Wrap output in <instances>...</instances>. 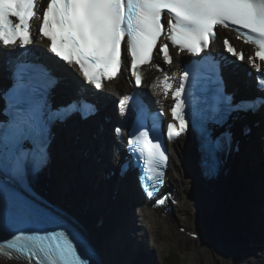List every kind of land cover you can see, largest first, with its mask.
I'll return each mask as SVG.
<instances>
[{
    "label": "snow or ice",
    "instance_id": "snow-or-ice-1",
    "mask_svg": "<svg viewBox=\"0 0 264 264\" xmlns=\"http://www.w3.org/2000/svg\"><path fill=\"white\" fill-rule=\"evenodd\" d=\"M46 7L37 8V0H0V44L7 47H24L33 43L31 21L40 15L38 32L49 41L50 52L69 65L79 66L83 78L89 84L101 89L102 78L112 79L122 70H130L139 86L142 81L141 66L150 64L154 55L162 54L163 60L172 63L169 43L182 52L201 53L215 42L221 28L240 32L247 30V40L256 45L255 58L264 61V0H45ZM162 14L164 19L162 21ZM57 33L59 44L57 46ZM162 36L168 43L158 45ZM122 42L124 51L122 52ZM69 45L68 54L62 50ZM226 52L246 57L232 46L227 38ZM154 50L156 52L154 53ZM207 55V53H205ZM254 57H247L260 77L256 82L257 92L264 93V70L255 63ZM214 60V58H213ZM219 71V64L215 65ZM47 83L44 94L38 99L30 94L16 97V114L7 130L0 131V239H7V249L28 258H35L32 264H102L91 242L76 230L64 217L46 207L35 204L28 198L31 188L28 183L29 169L38 173L49 161L51 128L65 123L70 117L79 115L88 119L95 115L96 106L74 88L65 100L54 102L49 99V90L59 77L51 70L46 71ZM189 79L184 71L179 86L175 88V104L171 115L176 123H168L167 139H176L186 132L189 121L185 117V81ZM217 84L210 119L224 129L229 118L236 112L255 114L264 107V95L242 98L234 102V95L228 94L222 85V76ZM15 87V86H14ZM172 87L165 78L164 90ZM121 105L124 100L120 101ZM147 110L133 123L127 145L134 152L145 155L148 169L163 184L168 156L162 148L159 136L149 137L156 131V122L148 131H139L148 125L142 122ZM162 116V113L160 114ZM201 137V150L212 162L208 174H214L218 151L232 143V133L226 129L215 134L205 130L203 124L192 121ZM162 124V121H161ZM119 132V130H117ZM139 132V135L136 133ZM15 183L18 187H11ZM152 195V192H148ZM157 203L164 204L160 199ZM183 231V229L181 230ZM20 234L16 235L15 233ZM2 247V246H0Z\"/></svg>",
    "mask_w": 264,
    "mask_h": 264
},
{
    "label": "bare ground",
    "instance_id": "bare-ground-1",
    "mask_svg": "<svg viewBox=\"0 0 264 264\" xmlns=\"http://www.w3.org/2000/svg\"><path fill=\"white\" fill-rule=\"evenodd\" d=\"M223 32L231 34L221 28L218 39ZM176 66L175 61L169 69H175ZM146 68L148 71L152 69L150 65ZM153 84V79L147 81V85L156 95L155 104L162 105L166 99ZM125 87L123 77L119 76L109 83L106 92L112 97L121 98L120 89ZM103 145L105 144L102 141L100 146ZM247 145L244 157L240 160L241 175L234 185L229 179H224L220 175L214 182L204 183L196 165L197 153L192 146V136L187 135L184 139H178L171 144V153H174L175 157L174 160H170L168 179L177 200L172 213L166 214L163 210L153 209L146 202L136 204L134 212L140 217L139 222H141L138 226L140 234L135 239L131 238L133 240L130 242V250H127L121 237L133 234L129 231V225L126 224L125 211L116 210L115 214L121 218L119 223L111 220L103 236L100 238L91 236L96 247L103 250L107 264H130V260L135 256L139 260L135 264L157 262V259L152 258L156 249L152 248L150 243L155 242V237L152 225L149 223L150 220L155 221L157 216L166 223V227L176 228V235L184 237L187 244H190L191 250L185 252L186 264H200L198 255L204 257V264H256L259 257H264V174L262 175V157L254 153L255 151L252 152V145L248 147ZM90 149L88 147L79 153L78 161H59L56 167V182L54 181L56 188H53V191L52 188H47L46 184L44 186L42 184L48 193H54L62 199L69 197L70 203L74 202L72 212L79 217L80 221L82 220L84 225L89 224L91 214L85 215L81 210L84 208L77 207V204L81 202L79 200L83 197L82 192H86L84 189L80 190L79 182L81 186H84L85 177L91 175L92 181L86 180L85 188H88L90 183L94 185L95 181H98L96 185L98 188L102 181V173L97 174L99 169L95 160L93 163L90 159L82 162L83 158L88 156ZM106 155L111 156L110 153ZM81 162L88 169L89 174L82 173V168H78L82 166ZM91 197L94 198V196ZM101 198L104 199V195ZM91 201L96 202V199ZM191 225L195 226L196 230H192ZM218 237H223L227 241L228 257L226 259H222L214 250L213 244ZM0 264L22 263L0 259Z\"/></svg>",
    "mask_w": 264,
    "mask_h": 264
},
{
    "label": "rangeland",
    "instance_id": "rangeland-1",
    "mask_svg": "<svg viewBox=\"0 0 264 264\" xmlns=\"http://www.w3.org/2000/svg\"><path fill=\"white\" fill-rule=\"evenodd\" d=\"M149 223L150 225H152V230H154L155 237V242L150 243L152 248L156 249L155 255L153 257L151 256L152 258L157 259V262H155L154 264H161V257L163 256V254L171 250L177 251L180 255L181 263L186 264L185 252L191 250L190 244H187L186 242L187 240H185V238L180 235H176V228L170 229L166 227V223L158 216L155 218V221L150 220ZM190 228L192 230H196V227L193 225H191ZM198 256L200 259V264H204V257L201 255ZM263 258L264 257L262 256L259 257V259L256 260V264H260Z\"/></svg>",
    "mask_w": 264,
    "mask_h": 264
},
{
    "label": "water",
    "instance_id": "water-1",
    "mask_svg": "<svg viewBox=\"0 0 264 264\" xmlns=\"http://www.w3.org/2000/svg\"><path fill=\"white\" fill-rule=\"evenodd\" d=\"M213 247H214L215 252L222 259H226L228 257V245H227V241L223 237H218L214 241Z\"/></svg>",
    "mask_w": 264,
    "mask_h": 264
},
{
    "label": "trees",
    "instance_id": "trees-1",
    "mask_svg": "<svg viewBox=\"0 0 264 264\" xmlns=\"http://www.w3.org/2000/svg\"><path fill=\"white\" fill-rule=\"evenodd\" d=\"M161 259V264H182L180 260V255L175 250H171L164 253ZM260 264H264V258L260 262Z\"/></svg>",
    "mask_w": 264,
    "mask_h": 264
}]
</instances>
